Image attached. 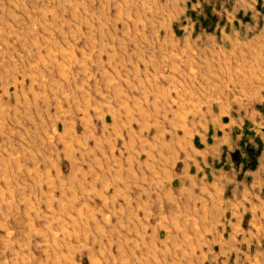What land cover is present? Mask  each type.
<instances>
[{
    "label": "rangeland",
    "instance_id": "374dc122",
    "mask_svg": "<svg viewBox=\"0 0 264 264\" xmlns=\"http://www.w3.org/2000/svg\"><path fill=\"white\" fill-rule=\"evenodd\" d=\"M195 1L0 0V264H264V203L246 232L216 208L158 205L149 221L107 204L133 202L147 183L124 178L148 153L171 161L192 124L263 119L264 35L186 44L223 38Z\"/></svg>",
    "mask_w": 264,
    "mask_h": 264
},
{
    "label": "crops",
    "instance_id": "0c3cea01",
    "mask_svg": "<svg viewBox=\"0 0 264 264\" xmlns=\"http://www.w3.org/2000/svg\"><path fill=\"white\" fill-rule=\"evenodd\" d=\"M202 5L210 6L211 11L204 16L205 28L207 31L222 32L223 38L213 33L203 39L187 37L184 40L186 44L195 42L198 45L201 42L211 48L221 43H239L242 33L245 42H254L264 35V0H221L219 4L202 0L195 1L192 7L197 9ZM219 14L221 19L216 21L214 16ZM196 25L189 27V32L195 31L193 26ZM228 31L234 33L228 35ZM241 111L213 114L202 123L192 124L202 129L187 135L185 141L183 136L180 138L181 145L178 151L173 149L176 154L171 161L165 157V162L159 163L153 153H148V164L143 167L140 163L138 169H133L138 171L133 173L135 178H124L128 183L147 185L133 190V202H120L119 191L116 190L118 198H109L116 202L107 204L143 207L149 221L153 216L151 209L158 205H163L170 213L180 206L187 214L192 212L195 215L198 210H194L198 206H205V214L216 208L219 218L214 221L228 223L231 230L246 232L242 224L253 222L255 219L249 216L264 203V115L262 119V114L257 111L246 110L245 114ZM239 131L242 133L238 134ZM250 131L252 136L248 134ZM242 138L246 143L243 144ZM170 151L167 148L162 150L167 155L171 154ZM158 165L160 172H157ZM162 180L166 185L157 192L155 184ZM158 200L162 202L159 204ZM193 207L195 209L191 210ZM200 214H203L202 210ZM261 215L264 211L261 212L260 208ZM196 237L204 238L205 234H196ZM232 237L238 238V235Z\"/></svg>",
    "mask_w": 264,
    "mask_h": 264
}]
</instances>
